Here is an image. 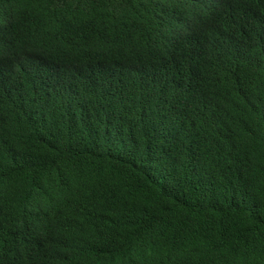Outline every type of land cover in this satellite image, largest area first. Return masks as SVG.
<instances>
[{
	"label": "trees",
	"instance_id": "1",
	"mask_svg": "<svg viewBox=\"0 0 264 264\" xmlns=\"http://www.w3.org/2000/svg\"><path fill=\"white\" fill-rule=\"evenodd\" d=\"M0 264H264V0H0Z\"/></svg>",
	"mask_w": 264,
	"mask_h": 264
}]
</instances>
